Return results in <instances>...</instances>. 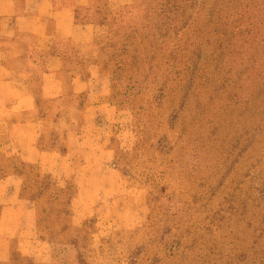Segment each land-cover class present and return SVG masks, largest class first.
Wrapping results in <instances>:
<instances>
[{
  "label": "rangeland",
  "instance_id": "obj_1",
  "mask_svg": "<svg viewBox=\"0 0 264 264\" xmlns=\"http://www.w3.org/2000/svg\"><path fill=\"white\" fill-rule=\"evenodd\" d=\"M171 1L81 11L106 88L39 100L54 171L0 127V264H264V0H184L176 38Z\"/></svg>",
  "mask_w": 264,
  "mask_h": 264
},
{
  "label": "crops",
  "instance_id": "obj_2",
  "mask_svg": "<svg viewBox=\"0 0 264 264\" xmlns=\"http://www.w3.org/2000/svg\"><path fill=\"white\" fill-rule=\"evenodd\" d=\"M114 1L124 5L132 0ZM94 5L95 0H0V33L13 42L11 48L0 45V57L13 54L10 58L23 67L10 69L11 74L5 77L14 85L11 95L15 103L10 110L15 118L0 120V127L13 135L25 162H40L49 171L68 156L39 149L43 127L41 117H35L42 111L39 100L60 101L69 92L92 97L106 88L93 55V40L100 25L81 16V11H89ZM55 111L47 109L51 115ZM11 180L17 184L23 178L10 176L3 182ZM10 202L16 205L17 195Z\"/></svg>",
  "mask_w": 264,
  "mask_h": 264
},
{
  "label": "trees",
  "instance_id": "obj_3",
  "mask_svg": "<svg viewBox=\"0 0 264 264\" xmlns=\"http://www.w3.org/2000/svg\"><path fill=\"white\" fill-rule=\"evenodd\" d=\"M183 8L184 0H172L169 2V8L167 11L168 19L166 22V25L168 26V31L166 32L167 37L176 38V36L179 35V31L187 26V19L182 20L179 18V16H182L185 12L183 11ZM162 9L165 10L163 7Z\"/></svg>",
  "mask_w": 264,
  "mask_h": 264
}]
</instances>
